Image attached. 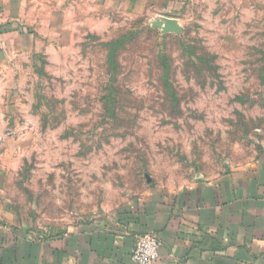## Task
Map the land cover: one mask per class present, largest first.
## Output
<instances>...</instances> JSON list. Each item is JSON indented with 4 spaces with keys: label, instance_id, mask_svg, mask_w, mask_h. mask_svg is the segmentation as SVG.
<instances>
[{
    "label": "rangeland",
    "instance_id": "rangeland-1",
    "mask_svg": "<svg viewBox=\"0 0 264 264\" xmlns=\"http://www.w3.org/2000/svg\"><path fill=\"white\" fill-rule=\"evenodd\" d=\"M147 18L89 16L8 69L0 171L30 228L83 225L264 160V0H189L178 35Z\"/></svg>",
    "mask_w": 264,
    "mask_h": 264
},
{
    "label": "crops",
    "instance_id": "crops-1",
    "mask_svg": "<svg viewBox=\"0 0 264 264\" xmlns=\"http://www.w3.org/2000/svg\"><path fill=\"white\" fill-rule=\"evenodd\" d=\"M188 1L0 0V102L17 58L66 44L89 16L177 19ZM147 231L159 242L151 264H264V160L175 190L150 189L106 218L64 229L19 220L0 171V264H134V237Z\"/></svg>",
    "mask_w": 264,
    "mask_h": 264
},
{
    "label": "built area",
    "instance_id": "built-area-1",
    "mask_svg": "<svg viewBox=\"0 0 264 264\" xmlns=\"http://www.w3.org/2000/svg\"><path fill=\"white\" fill-rule=\"evenodd\" d=\"M159 242L152 231L137 234L134 237V247L130 259L134 264H151L157 257Z\"/></svg>",
    "mask_w": 264,
    "mask_h": 264
},
{
    "label": "water",
    "instance_id": "water-1",
    "mask_svg": "<svg viewBox=\"0 0 264 264\" xmlns=\"http://www.w3.org/2000/svg\"><path fill=\"white\" fill-rule=\"evenodd\" d=\"M153 29L159 30L162 34H181L182 26L176 18L157 16L149 24Z\"/></svg>",
    "mask_w": 264,
    "mask_h": 264
},
{
    "label": "trees",
    "instance_id": "trees-1",
    "mask_svg": "<svg viewBox=\"0 0 264 264\" xmlns=\"http://www.w3.org/2000/svg\"><path fill=\"white\" fill-rule=\"evenodd\" d=\"M119 43H120L119 41H112L111 43H109V46L110 47H116ZM111 56H112V50L110 51V57Z\"/></svg>",
    "mask_w": 264,
    "mask_h": 264
}]
</instances>
